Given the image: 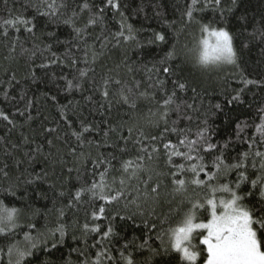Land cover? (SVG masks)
Wrapping results in <instances>:
<instances>
[{
    "label": "trees",
    "instance_id": "trees-1",
    "mask_svg": "<svg viewBox=\"0 0 264 264\" xmlns=\"http://www.w3.org/2000/svg\"><path fill=\"white\" fill-rule=\"evenodd\" d=\"M52 2L0 0V113L8 116H0V204L19 210L18 227L0 234V264H15L10 246H30L25 234L46 243L20 264H97L98 253L99 264H127V259L133 264H204L207 252L199 238L193 242L201 254L188 261L171 248L169 229L179 227L191 202H202L209 189L187 183L185 191H176L179 185L170 175L176 169L168 164L163 143L187 151L179 140H196L203 133L220 149L200 151L206 171H216L212 161L220 151L226 163H237L248 152L242 168L208 183L235 188L244 172L247 179L237 190L243 203L250 208L264 204L259 187L251 184L258 177L264 183V157L255 155L264 152L257 131L264 116V0H222L219 7L207 8L198 0L193 19L185 15L191 0H115L118 10L107 6L108 0H55L56 7L49 8ZM17 18L30 23L4 24ZM221 28L232 38L236 63H201L204 35ZM121 30L132 38L117 36ZM157 33L165 39L156 41ZM169 97L174 103L165 107ZM127 160L143 170L129 178L121 168ZM105 169L109 195L125 180L117 202L106 203L87 191L73 199L76 191L99 184ZM179 178L189 181L192 174ZM199 178L207 180L204 173ZM215 195L230 198L226 192ZM202 213L197 210L196 222ZM109 226L113 231L104 238Z\"/></svg>",
    "mask_w": 264,
    "mask_h": 264
},
{
    "label": "snow or ice",
    "instance_id": "snow-or-ice-1",
    "mask_svg": "<svg viewBox=\"0 0 264 264\" xmlns=\"http://www.w3.org/2000/svg\"><path fill=\"white\" fill-rule=\"evenodd\" d=\"M222 0H204L203 7H219L221 5ZM235 2V0H233ZM198 0H191V4L188 5V9L185 15L189 19H193V10L197 5ZM111 8L119 9L118 3L115 0H108V5ZM49 8H55V0L48 5ZM61 7H66V5H61ZM84 8H87L88 5H83ZM104 9H101L103 12ZM75 15V13H74ZM66 23H70L71 19L66 20ZM95 20H89V24L95 23ZM16 23H23L27 25L30 23L26 20H21L17 18L16 21L7 20L4 21L5 25L15 26ZM123 29V25H121ZM27 31H32L31 28H27ZM129 33L131 34L132 29L131 26H128ZM203 31H207V26H202ZM79 32V29H76ZM216 37V42L212 47V56L210 57L207 53H205L201 57V63L206 64L209 59L213 61L223 60L228 64H235V53L233 51L232 38L230 37L227 31H224L221 28L219 31L213 30L211 33ZM4 35H7L5 31ZM117 36L123 37L125 40L132 38L131 35L124 36L123 30L116 34ZM261 36L264 37V31L261 32ZM154 39L156 41H163L165 37L159 33L155 34ZM206 43V42H205ZM169 56L172 53L168 54ZM164 72H168L169 69L167 67L163 68ZM81 76H84L85 73L81 71ZM117 83H119L117 81ZM245 84H252L255 81L245 80ZM68 87H72V82H68ZM180 89L185 88V84L180 83L178 85ZM104 95L107 96L108 93L105 91ZM175 93H173V96ZM122 99L127 102L128 97L121 93ZM239 96H234L233 100H238ZM174 103L172 97H169L164 101L165 107ZM179 105H177V110H179ZM216 107H219L217 105ZM0 116H3L4 120H8V116L0 113ZM167 116V112L165 111L161 116V119H164ZM262 123L257 125V131L261 133V141L260 143L264 144V116L261 117ZM10 122V121H9ZM168 129L166 128L165 131ZM84 131H88L85 127ZM172 131H176V129H172ZM107 135V134H106ZM196 140H188L187 137L179 140V145L186 146L187 151H180L179 148L172 144L170 141L167 143H163V148L168 156V164L171 165L172 168H175V171H171L170 175L173 177V184H178L179 187L176 191L183 192L186 190V184L190 183L197 187H207L209 189V195L205 196L201 200H196L191 202V208L185 213V218L181 222V226L176 227L175 229H169L173 237V242L171 243V248L175 249L182 253V258L188 261L195 262L197 260L198 255L201 254L200 251H197V244L193 241L199 238V244L205 246L202 251L207 252V258L204 261V264H264V204L261 207L257 208L255 206L249 207L247 204L243 203L244 196L238 194L237 190L240 188V182L246 180L244 172H239V180L235 185V188H230L228 183L221 184L219 187L213 186L208 183V181L216 179L221 173L226 174L229 171L238 170L242 168L243 158H246L249 153L245 152L242 154L239 162L237 163H226V158L223 155V151H220V155L214 157L212 161V168L216 171H206L207 165L205 164L204 155H200V151L202 150L205 154L211 153L213 150H220L216 144L208 142V138L205 137L203 133L197 134ZM150 139L155 141L157 139L156 136H151ZM256 143L255 138H253L252 142L248 144L249 149L251 150L253 144ZM203 145L202 149L201 146ZM227 143L223 146L227 148ZM125 149H121L124 151ZM146 148H141L140 151H146ZM152 152H157L158 149L152 148ZM193 153H197L193 155ZM255 155L257 157H264V152L256 151ZM172 157H182L185 162L188 163H176L173 161ZM137 159H142L141 157H137ZM151 159V156H149ZM195 161V162H193ZM104 163L103 160L99 161L97 167L100 164ZM262 168H264V163H262ZM255 167V164H253ZM121 168L124 173L129 174V178H132L138 174L139 171H142L143 168L141 165H138L133 160L122 161ZM129 169L132 171L129 173ZM190 172L192 174V179L186 181L185 179H180V175ZM108 173V169H105L100 174V183H93L88 188H82L76 191L74 198L75 200H79L81 198L82 192L91 193L92 197H95L100 200H104L106 203L117 202L123 196V185L125 184V180H120L121 188L119 190H115V194L109 195L108 192L105 191L107 188L109 192L112 191L110 186L105 182V177ZM201 173L207 177V180L200 179ZM159 175V174H158ZM151 179V177H149ZM252 187H259L260 192V200L264 202V183L260 182V178L254 179L251 181ZM99 189V192L97 191ZM152 192H156L157 188H151ZM218 192H226L230 194V198L224 199L219 198L217 201L216 193ZM252 193H248L251 195ZM63 195V193H61ZM135 203V201H131ZM72 201H69V207L71 206ZM207 206V207H206ZM203 210L202 219L200 222H196L197 210ZM101 213L105 211L103 207L99 210ZM19 210L16 208L12 209H4L2 204H0V234H4L5 230H8V233H11L12 228L18 227L16 223V217H18ZM61 210V215H62ZM95 216V214H94ZM206 221V222H205ZM29 228L34 227V225L29 224ZM87 227V226H85ZM154 228L155 225H152ZM202 230V231H197ZM57 231L60 232L61 237H63L64 232L62 228H58ZM96 231V229H93ZM113 229L109 226L108 230L103 233L104 238H108L112 233ZM26 240L30 242V246L26 250H21L18 247L10 246L8 249L9 255H15L16 261L15 264H20V261L23 260L25 256H31L33 254L32 249L37 248L38 244L46 243L45 240H35L32 241V238L25 234ZM147 241H145V244ZM52 247H56V244L53 243ZM123 255V253L121 254ZM101 254H97V264H99V258ZM111 259V257H109ZM9 264H12L9 261ZM127 264H133L131 259H127Z\"/></svg>",
    "mask_w": 264,
    "mask_h": 264
},
{
    "label": "rangeland",
    "instance_id": "rangeland-1",
    "mask_svg": "<svg viewBox=\"0 0 264 264\" xmlns=\"http://www.w3.org/2000/svg\"><path fill=\"white\" fill-rule=\"evenodd\" d=\"M213 31H208L205 35H204V39L200 45L201 47V57L207 53L210 57L212 56V47L216 42V37L213 36L211 33ZM206 42V43H205ZM207 63H224L223 60H219V61H213L211 59H209V61ZM218 201V200H217ZM181 226V225H180ZM197 231H202V230H197ZM172 242H173V237H172ZM205 247V246H204ZM181 256L182 253L177 251Z\"/></svg>",
    "mask_w": 264,
    "mask_h": 264
}]
</instances>
